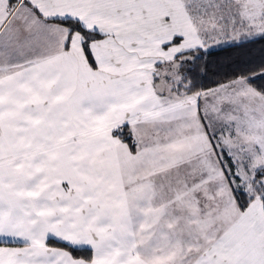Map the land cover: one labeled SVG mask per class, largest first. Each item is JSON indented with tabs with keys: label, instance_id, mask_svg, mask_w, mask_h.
Masks as SVG:
<instances>
[{
	"label": "snow or ice",
	"instance_id": "snow-or-ice-1",
	"mask_svg": "<svg viewBox=\"0 0 264 264\" xmlns=\"http://www.w3.org/2000/svg\"><path fill=\"white\" fill-rule=\"evenodd\" d=\"M0 264H264V0H0Z\"/></svg>",
	"mask_w": 264,
	"mask_h": 264
}]
</instances>
